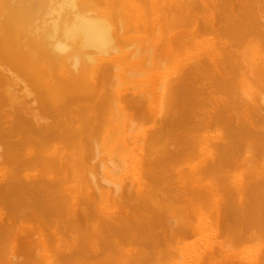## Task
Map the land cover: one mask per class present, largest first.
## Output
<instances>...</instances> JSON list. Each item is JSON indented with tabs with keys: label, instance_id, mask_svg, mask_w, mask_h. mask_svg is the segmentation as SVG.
I'll return each mask as SVG.
<instances>
[{
	"label": "bare ground",
	"instance_id": "bare-ground-1",
	"mask_svg": "<svg viewBox=\"0 0 264 264\" xmlns=\"http://www.w3.org/2000/svg\"><path fill=\"white\" fill-rule=\"evenodd\" d=\"M0 239L4 264H264V0H0Z\"/></svg>",
	"mask_w": 264,
	"mask_h": 264
},
{
	"label": "rangeland",
	"instance_id": "rangeland-1",
	"mask_svg": "<svg viewBox=\"0 0 264 264\" xmlns=\"http://www.w3.org/2000/svg\"><path fill=\"white\" fill-rule=\"evenodd\" d=\"M215 90H217V88H215L214 91H215ZM213 94H214V93H213ZM214 95H215V94H214ZM220 96H222L221 91H220ZM222 98H223V96H222ZM220 99H221V98H220ZM220 101H222V99H221ZM220 104H221V103H220ZM211 129H212V128L210 127V130H211ZM176 130L180 131V129H176ZM176 130H174L175 133L173 132V133H174L173 135L176 134L175 136H178ZM179 133L182 134V132H179ZM181 134H179V135H181ZM212 134H214V132H213ZM212 134H211V135H212ZM83 138H84V137H82V139H83ZM86 140H87V137H86ZM86 140H85V141H86ZM176 181H177V180H176ZM176 181H175V182H176ZM27 218H28V217L24 218L25 221L22 219V221L19 222V224H18V227H19V228H28L29 226H31L30 224L32 223V226H33V227H35V226H39L40 228L44 229L43 227L45 226V228H46V226H47V230L53 229V228H52V227H53L52 224H43L44 226H42V223H40V222L38 223V221H40V220H36V219H32V218L27 219ZM35 220H36V222H35ZM26 221H27V222H26ZM30 221H31V222H30ZM22 222H23V224H22ZM221 225H222V222H221ZM49 228H50V229H49ZM47 230L45 231L46 233H47ZM53 230H55V229H53ZM53 230L49 231L48 233L52 232ZM220 230H221V233H222V236H223V238H222L223 240H225V239H227V238H229V239L232 238V236H229V235H232V234L226 235V233H224V231H223V228H220ZM43 232H44V231H43ZM234 235H235V234H234ZM225 236H227V237H225ZM235 237H236V236H235ZM246 237H247V236H245V237L242 236V241H244ZM163 238H164V237H163ZM183 238H184V237H182V236L179 237V239H182V240H183ZM165 239H167V238L165 237ZM0 240H1V239H0ZM232 240H233V241H232ZM232 240H228V239H227V241H226V240L224 241V244H225V242H226V244H227V242H228V244H230V242H233V243H231L229 246H233V244H234V246L237 247V245L239 244V245H241V246L243 245V247H244L245 244H248V243H249L248 241H247V242H244L245 244H243V243H242V244H241V243H238V242H241V241L238 240V239H237V241H236V239L234 238V236H233V239H232ZM161 241H162V240H161ZM229 241H230V242H229ZM1 242H2V241H1ZM162 242H163V241H162ZM251 242H252V241H251ZM257 242H259V240H258ZM186 243H189V244H190L191 241L187 239V240H186ZM193 243H194V242H193ZM260 243H261V242H260ZM251 244H254V243H250L249 245H251ZM13 245H14V244H13ZM161 245H162V246H161ZM161 245H160L161 247L158 248V249H160V250H162V249H163L162 247H164V244H161ZM249 245L246 246V247H250V248H254V247H256V248H257V247L261 246L262 248H264V247H263L264 245L262 246V245H260L259 243H257V244L255 243L254 246H253V245H252V246H249ZM14 246H16V245H14ZM222 246H223V245H222ZM16 247H17V246H16ZM225 247H226V246H225ZM225 247H224V248H225ZM238 247H239V246H238ZM164 248H165V247H164ZM227 248H228V247H226V249H227ZM231 248H232V247H230V249H227V250H229V251L232 252V250H233L234 248H232V249H231ZM262 248H261V249H262ZM19 249H20V248H19ZM23 249H24V248H23ZM158 249H157V251H158ZM167 249H168V248H167ZM173 249H174V247H173ZM173 249H172V250H173ZM226 249H224V250H226ZM25 250H26V249H25ZM168 250H169V249H168ZM168 250H167V251H168ZM162 251H164V249H163ZM162 251H161V252H162ZM235 251H237V249H235ZM235 251H233V252L235 253ZM252 251L255 252L254 250H252ZM2 252H3V251H2ZM2 252H0V256L3 254ZM159 252H160V251H159ZM159 252H157L158 254H156V255H159ZM233 252H232V253H233ZM1 253H2V254H1ZM25 253H26V252H25ZM162 253H163V252H162ZM162 253L159 255L160 258L158 259V261H163V260L167 257V255H168V256L170 255L169 253L167 254V253L165 252L166 257H164V253H163V254H162ZM28 254H29V253H28ZM173 254H174V253H173ZM156 255H154V256L156 257ZM161 255H163V256H162L163 259L161 258ZM20 256H21V257L23 256L22 251H20ZM30 256H32V255H30ZM30 256H28V257H30ZM159 256H158V257H159ZM169 257L172 258L171 255H170ZM23 258H24V257H23ZM170 258H169V259H170ZM161 259H162V260H161ZM169 259L167 258L166 261H168ZM220 259H221V258H220ZM1 260H2V258H1ZM21 260H22V259H21ZM158 261H157V262H158ZM166 261H164V262H166ZM171 261L173 262V260L170 259L169 262H167V263L170 264ZM167 263H166V264H167ZM0 264H4L3 260H2V263L0 262ZM29 264H34V262L32 263L31 261H29ZM158 264H163V262H158ZM164 264H165V263H164Z\"/></svg>",
	"mask_w": 264,
	"mask_h": 264
}]
</instances>
